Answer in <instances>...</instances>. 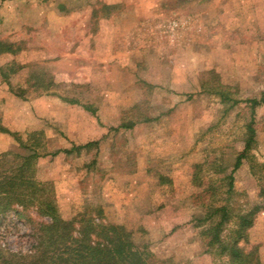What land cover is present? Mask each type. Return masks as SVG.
Instances as JSON below:
<instances>
[{
	"label": "rangeland",
	"instance_id": "1",
	"mask_svg": "<svg viewBox=\"0 0 264 264\" xmlns=\"http://www.w3.org/2000/svg\"><path fill=\"white\" fill-rule=\"evenodd\" d=\"M0 42L17 49L0 56V127L24 143L39 133L48 155L35 180L64 220L124 226L150 264H233L206 252V208L231 210L227 236L260 207L241 247L264 264V104L231 194L224 181L251 121L231 100L264 92V0H0ZM40 79L53 85L38 95L30 83ZM17 137L0 132V155L26 154ZM16 208L0 217V249L25 255L50 220Z\"/></svg>",
	"mask_w": 264,
	"mask_h": 264
},
{
	"label": "trees",
	"instance_id": "2",
	"mask_svg": "<svg viewBox=\"0 0 264 264\" xmlns=\"http://www.w3.org/2000/svg\"><path fill=\"white\" fill-rule=\"evenodd\" d=\"M17 49L13 45L0 42V56L3 54H15ZM16 65H12L11 72H16ZM20 68V67H18ZM1 76L6 80V73L1 70ZM53 83L36 80L30 83V88L40 95L52 88ZM15 95L24 98L25 90L15 91ZM222 102L230 101L226 93H220ZM230 108L245 104L251 111V121L248 126V138L245 140L243 150L236 156L232 170L224 178L227 183V194L233 191V173L237 171L244 159L251 151L254 143L255 109L264 104V92L260 99L245 101L231 100ZM76 104L77 101H70ZM87 109V107H85ZM253 115V117H252ZM133 123L120 125L117 128H131ZM0 132L17 137L0 127ZM39 133H31L24 143L17 137L20 147L25 155H15L12 160L7 159L10 153L0 155V217L9 215L10 212L18 213L16 207H37L39 215L46 216L50 222L39 223L33 231L35 245L32 252L20 254L0 249V264H150L152 253L146 246H138L133 240V234L121 225H94L92 222L79 221L78 229L73 221L64 220L59 213L54 194L47 184L35 180V167L39 158L48 154L39 153L40 142L36 136ZM95 142H89L70 149L58 150L49 153V156L59 154L71 155L87 149ZM197 175L190 177L192 186L196 184ZM209 188L203 190L198 197L208 194ZM260 207L249 209L247 213L235 217V225L228 229L229 234L223 236L226 226L230 224V212L227 206H207L203 221H211L208 229L204 230L207 240L206 252L217 250L218 255L230 258L233 264H262L254 251L246 253L242 242L247 240V231L253 225V217L260 211ZM217 216V219H216ZM78 221H74L77 223ZM81 222V223H80ZM176 231V230H175ZM174 231V232H175ZM242 243V244H241Z\"/></svg>",
	"mask_w": 264,
	"mask_h": 264
},
{
	"label": "crops",
	"instance_id": "3",
	"mask_svg": "<svg viewBox=\"0 0 264 264\" xmlns=\"http://www.w3.org/2000/svg\"><path fill=\"white\" fill-rule=\"evenodd\" d=\"M0 92H1V88H0ZM2 94V93H1ZM1 96H3V97H6V94L4 95V94H2Z\"/></svg>",
	"mask_w": 264,
	"mask_h": 264
}]
</instances>
